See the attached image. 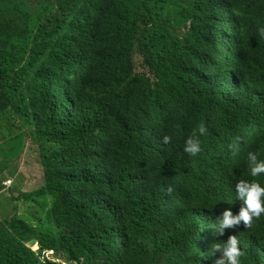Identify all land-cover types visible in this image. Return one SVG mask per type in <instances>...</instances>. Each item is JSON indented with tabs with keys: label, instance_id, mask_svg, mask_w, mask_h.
<instances>
[{
	"label": "trees",
	"instance_id": "obj_1",
	"mask_svg": "<svg viewBox=\"0 0 264 264\" xmlns=\"http://www.w3.org/2000/svg\"><path fill=\"white\" fill-rule=\"evenodd\" d=\"M254 1L238 0L237 7L244 12V60L257 66L264 58V38L252 41L255 32L245 17L252 16ZM84 2L89 5L82 11ZM212 6L211 0H0V122L13 129L27 126L45 169L43 188L22 195V207L0 223V264H56L43 263L28 249L32 240L40 252L54 250L71 264H149L140 250L144 243L138 239L137 217L149 202L144 188L150 185L160 196L158 177L166 178L164 135L172 136L169 145L195 169L209 208L219 209L240 179H254L247 153L264 160V137L250 134L261 114L234 110L222 98L228 122V131L222 132L211 71L224 54L204 40ZM105 41L119 61L114 79L103 61ZM135 43L144 74L134 73ZM119 83H128L120 86L121 97H102ZM66 88L75 109L88 115L86 132L72 128L74 139L89 151L83 172L57 154V122L66 120L68 109L45 120V106L62 104ZM201 122L208 129L200 137L203 150L190 157L184 143ZM107 123L120 129L110 142ZM127 130L147 143L127 147ZM236 137L241 151L233 157L229 145ZM13 142L1 146L5 153L0 149V159L21 157L26 143ZM255 179L264 186V175ZM173 208L185 216L175 223L186 231L197 223L188 215L194 210L190 205ZM134 210L135 215L128 214ZM263 225L264 220L257 223ZM76 239L86 250L81 257Z\"/></svg>",
	"mask_w": 264,
	"mask_h": 264
},
{
	"label": "clouds",
	"instance_id": "obj_2",
	"mask_svg": "<svg viewBox=\"0 0 264 264\" xmlns=\"http://www.w3.org/2000/svg\"><path fill=\"white\" fill-rule=\"evenodd\" d=\"M212 10L205 28L204 40L207 45L215 51L224 54L223 61L214 67L211 76L215 86V98L219 103V113L224 120L222 132L228 131V122L224 116L225 107L222 103L224 98L232 109L244 114H261L259 124L250 133L251 136L264 137V58L257 66L244 60L242 53V39L240 31L242 28V15L244 12L237 7L238 0H211ZM89 5L84 2L82 11ZM255 32L252 41L264 38V5L261 0H255L252 16H246ZM109 42L103 45V61L110 68L112 78L117 76L119 70L118 58L107 49ZM139 43L134 47V73H146L147 69L139 52ZM76 75V70L73 71ZM120 86H128V83H119L102 92V97L116 99L121 97ZM63 93V103L56 106H45L47 116L55 113L69 111L66 120L57 122L59 138L56 141L57 154L61 162L66 161L82 172L87 169L89 151L83 149L72 135V128L86 132L85 117L75 109L71 102L72 94ZM97 94V91L94 95ZM3 117H0V119ZM11 121L19 120L15 116L6 117ZM44 120V121H45ZM255 120V119H254ZM44 123V122H43ZM107 123L105 137L108 141L118 138L120 129ZM207 127L201 122L188 136L184 143L183 152L190 157H196L202 152L201 136L207 134ZM29 129L24 126L19 129L9 128L0 122V149L5 143L25 142L24 151L28 149L30 142L29 162H22V172L18 175V168L13 167L20 158L15 159L7 156L0 159V203H7L8 212L0 213V223L8 220L15 212L16 207H22L24 199L22 195L38 191L44 186L45 169L37 161L38 150L31 140ZM126 146L139 148L147 142L133 131L126 132ZM28 140V141H27ZM172 142L171 135H164L162 143L166 145L165 156L167 159L166 178L158 177L162 184L160 196L152 191L150 185L144 188L149 202L137 217L140 229L138 239L144 243V249H140L147 257L149 264H176L177 260L185 259L181 264H264V225L260 228L257 223L264 220V186L255 179L264 175V160L258 158L255 152L247 153V161L250 175L254 179H240L235 185V193L231 195L219 209L209 208L203 200V188L198 187L196 171L192 165L186 162ZM240 138L236 137L229 148L233 157L239 155ZM37 145V144H36ZM22 152V154L24 153ZM41 154V151H40ZM22 156V155H21ZM6 158L10 161L6 162ZM99 160L95 165L100 164ZM28 163V164H27ZM29 165V166H28ZM36 170L39 182L34 180ZM61 173V172H60ZM15 177L17 180H14ZM92 178L89 173L87 181ZM79 177L64 182L77 181ZM34 187L24 190L27 183ZM112 182V178H111ZM110 182V183H111ZM110 185V184H109ZM6 193V194H5ZM2 197H4L2 199ZM18 199L20 201H18ZM163 201V202H162ZM179 205L186 210L188 205L194 210L188 214L197 223L188 231L175 223L184 219L178 216L174 205ZM134 211L128 213L135 215ZM187 222V220H184ZM121 233H126L120 225L115 226ZM77 240V239H76ZM80 245V257L86 253L85 248ZM32 244V245H31ZM26 247L33 251L40 260L45 263L51 261L56 264H71L64 258L56 255L54 250H42L37 240H32ZM40 253L42 255H40Z\"/></svg>",
	"mask_w": 264,
	"mask_h": 264
},
{
	"label": "rangeland",
	"instance_id": "obj_3",
	"mask_svg": "<svg viewBox=\"0 0 264 264\" xmlns=\"http://www.w3.org/2000/svg\"><path fill=\"white\" fill-rule=\"evenodd\" d=\"M30 142L28 143V149L27 151H24V153L22 154L20 160L17 162L16 165H14L13 167H16L18 168V175H21L22 176V172L25 174V176L28 177L27 173L21 168V163L22 162H29L28 161V157L30 156ZM6 162L10 161V159L6 158L5 160ZM28 164V163H27ZM29 166V165H28ZM36 177H34V180L38 181L39 182V175H38V172L36 170ZM29 178V177H28ZM14 180H17V178L15 177ZM34 186L29 182L27 183V185L25 186L24 190H31V188H33ZM6 194V193H5ZM4 197H2L3 199ZM8 212V205L7 203H0V213L2 214H6Z\"/></svg>",
	"mask_w": 264,
	"mask_h": 264
},
{
	"label": "water",
	"instance_id": "obj_4",
	"mask_svg": "<svg viewBox=\"0 0 264 264\" xmlns=\"http://www.w3.org/2000/svg\"><path fill=\"white\" fill-rule=\"evenodd\" d=\"M32 245V244H31Z\"/></svg>",
	"mask_w": 264,
	"mask_h": 264
}]
</instances>
